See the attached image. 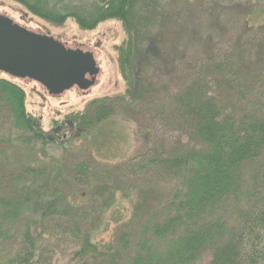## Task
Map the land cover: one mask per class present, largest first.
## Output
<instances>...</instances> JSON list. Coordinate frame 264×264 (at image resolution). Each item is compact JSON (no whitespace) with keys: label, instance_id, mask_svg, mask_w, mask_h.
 Wrapping results in <instances>:
<instances>
[{"label":"trees","instance_id":"trees-1","mask_svg":"<svg viewBox=\"0 0 264 264\" xmlns=\"http://www.w3.org/2000/svg\"><path fill=\"white\" fill-rule=\"evenodd\" d=\"M14 1L54 26L73 19L82 30L93 31L102 23L117 21L127 36L115 47L125 93L92 100L83 112L55 121L51 131H45L41 121L28 112V95L18 83L21 80L2 73L0 122L18 136L17 144L32 149L40 146L41 153H46L49 145L64 143L74 134L89 136L120 113L137 112L141 103L147 111L155 109L157 135L152 145L113 170L100 167L98 176L108 182L117 172L159 175L173 184L171 195L143 216L138 204L108 249L86 238L77 253L79 264H121L124 256L125 264H199L207 254L212 256L208 264H264V103L252 106L241 96L252 80L264 83V25L251 30L246 22L238 40L231 41L232 49L222 53L228 47L212 40L218 32L205 38L202 29L208 19L211 28L204 32L217 30L213 28L228 16L224 5H234L236 0H98L86 6L76 5L78 0H53V7L48 0ZM250 12L249 7L241 14L247 17ZM154 26L156 34L152 33ZM170 27L175 35L172 39ZM185 39L199 50L190 49L183 43ZM170 46L171 54L166 52ZM252 52H256V64L250 79L243 67L248 68ZM163 70L165 77L159 78ZM244 76L249 81H241ZM166 79L176 82L175 86L166 85ZM45 173L40 163L24 166L18 179L29 185L20 186L11 196L0 190V241L11 238L28 203L35 202L42 220H48L65 200L60 193L62 184L56 179L49 176L42 186L31 182ZM89 175L90 166L76 165V180ZM1 178L11 182L14 176ZM49 185L54 189L46 200ZM116 194L106 185L90 196L88 205L92 209L98 204L111 206ZM257 196L259 200L240 213L237 225L217 217L242 198L254 202ZM86 205L87 201H81L80 209L89 213ZM80 224H84L83 218ZM20 237L17 254L11 253L0 264L34 262V252L26 247L30 232L25 230Z\"/></svg>","mask_w":264,"mask_h":264},{"label":"rangeland","instance_id":"rangeland-1","mask_svg":"<svg viewBox=\"0 0 264 264\" xmlns=\"http://www.w3.org/2000/svg\"><path fill=\"white\" fill-rule=\"evenodd\" d=\"M51 1L53 0H48L49 7L54 5ZM236 1L234 5L229 6L228 3L224 5L223 10L228 13V16H223L218 25L213 28V31L217 30L204 32L205 28H211L208 19L202 29V35L205 38H212V33L218 32L219 36L214 35L212 40L223 42L228 47V51H222V53L232 49L231 41L238 40L237 37L242 34L246 22L251 30L254 26L264 25V0ZM99 2L102 3L104 0H99ZM94 3L97 4L98 0H78L76 5L86 6ZM249 7L251 12L244 17L241 13L247 11ZM0 15L8 16L20 26L37 34L52 36L73 50L93 52L100 67L97 85L87 91L73 88L57 97L49 95L42 85L32 80L26 79L18 82L27 92L28 112L41 121L45 131H51L55 121L61 122L73 112H83L92 100L125 93L126 85L118 69V54L115 51V47L120 46L127 39L121 23L108 21L100 24L93 31L82 30L73 19H68L62 26H54L33 16L14 0H0ZM183 16L187 17V15ZM201 23L202 27L203 21ZM228 23H231V26H228ZM152 31L156 34V26L152 28ZM165 36L167 37L166 33ZM168 36H171L170 39L175 36L172 27H170ZM182 41L190 49L193 48L189 40ZM193 50H199V47ZM200 51L203 52L201 49ZM166 52L172 53L171 46ZM256 52L248 55V68L246 64L243 67V72L248 74L250 79L252 77L250 71L253 73L255 69ZM165 74L163 70L158 73V76L164 78ZM0 77H4L2 73ZM248 77L244 76L241 81L244 82L245 79L249 81ZM262 80L264 81V78ZM158 83L162 85L160 81ZM175 83L170 79L165 80V84L170 87H174ZM240 84L237 86L239 90ZM248 87L249 90L241 95L242 98L248 103L252 102V106L256 103H264V83L255 84L252 80ZM165 89L163 88V91ZM137 108V112L133 114L120 113L98 127L89 136L74 134L71 137L69 135L68 137L71 138H66L64 143L49 145L46 153H41L40 146L32 149L33 147L17 144L15 141L18 136L11 135L7 129L8 126L0 122V190H5L11 196L20 186L29 185L18 177L22 175L24 166L40 163L46 173L40 178L31 179V182L42 186L46 181L48 183L50 176L56 179L57 183L62 184L60 193L65 199L51 211L53 217L48 220H42L39 206L35 202L28 203L24 216L17 222L12 233L10 232L11 238L7 241H0V261L10 258L11 253L15 254L21 245L20 236L26 230L31 234V242L26 247L36 256L32 264H79L80 258L77 257V253L86 238L99 245L100 248L108 249L114 244V237L121 226L132 218L138 204H141V215L143 216L155 209L160 201L170 197L173 184L159 175L144 177L137 173L127 175L117 172L112 174L108 182L98 176L100 167L113 170L114 167L122 166L130 158L152 145L157 135L155 109L147 111L144 103ZM79 163L90 166L91 175L88 178L75 179L76 165ZM3 175L14 176V179L11 182H2ZM106 185L113 191H117L115 201L112 205L110 204L111 206L101 207L98 204L92 209L93 206L88 205L90 196ZM48 188L46 200H49L48 196L52 195V189H54L51 185ZM150 189L153 191L151 192ZM148 192L150 194L147 196ZM107 197L105 193L104 199ZM259 198L260 196H257L254 202L249 197L242 198L237 204L217 213V217H224L230 225L235 226L240 213L249 209ZM64 201H67L71 207H67ZM81 201H87L84 209L89 213L80 209ZM100 201L102 199L98 202ZM81 218L84 219L83 225L80 224ZM28 225H31V228L26 229ZM211 259L212 256L207 254L199 264H208ZM120 263H126V256L121 258Z\"/></svg>","mask_w":264,"mask_h":264},{"label":"water","instance_id":"water-1","mask_svg":"<svg viewBox=\"0 0 264 264\" xmlns=\"http://www.w3.org/2000/svg\"><path fill=\"white\" fill-rule=\"evenodd\" d=\"M0 72L42 85L51 96L97 85L100 67L92 52L73 50L0 15Z\"/></svg>","mask_w":264,"mask_h":264}]
</instances>
